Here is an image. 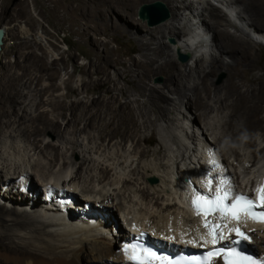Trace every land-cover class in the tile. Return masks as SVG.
Masks as SVG:
<instances>
[{
	"label": "bare ground",
	"instance_id": "1",
	"mask_svg": "<svg viewBox=\"0 0 264 264\" xmlns=\"http://www.w3.org/2000/svg\"><path fill=\"white\" fill-rule=\"evenodd\" d=\"M79 1L82 3L86 0ZM155 1L161 0H97L94 12L102 20L103 26L113 31L114 35L130 36L139 43V57H133L129 62L123 61L120 58H107L105 65L101 66L94 73L98 76L97 80L89 82L94 84V90L87 81L83 82V90L87 94L98 91L100 93L98 98L88 100L76 99L68 104L67 99L71 94L79 95V91L72 88V77H69L68 81L64 83L65 88L68 90V95H57V92L61 89V86L57 83L59 77L57 68L47 64L46 57L44 56L45 53L41 50L40 54H37V66L40 72H48L51 83L44 89H35L37 95L40 97V101L36 105V111H39L38 115L32 116L31 108L25 104L27 97H23L24 89H30L31 86H25L22 89H18L17 87L14 90L15 99L9 102L10 113L12 115H9L8 119L0 120V189L4 190L3 197H5V200L0 197V264H88L87 262L94 264H132L128 263V261H130V255L138 250L136 244L132 246L127 242L124 245L122 244V249L118 248L117 243L115 244V242L109 241L108 238L106 239L103 236L108 229L115 236L121 237L120 241L128 237L129 231L132 232V235L138 231H145L146 234L153 235H150V238L156 236L159 238L158 246L166 243V241H171V243L176 242L175 239L179 243L181 242L184 245L189 244L190 246L200 244L202 247H208L213 245L211 237L208 235L209 227L205 226L206 220L210 216L201 212L197 214V210L191 205V200L196 194L192 185H190L189 195L187 196L186 193L187 197L184 196L185 200H187L189 217H191L187 227L177 216L168 219L170 210L175 207V204L164 203L160 196H151L149 190L141 189L143 198L145 200L149 199L150 203L158 211L143 210L141 211L142 219L134 216L130 219L125 218L128 231L126 232L125 230L122 233L123 227L119 222H115L112 219L106 221V217H101L99 214H111L113 212L112 209L115 207L119 211L125 210L127 207L122 202L124 194H121L120 191L118 192V189H114V194H110L109 191L106 193L101 191L99 196L103 197L102 200H98L95 197L94 200L92 197L96 192L95 186L90 187V184L96 180V176L92 173L96 160L86 158L85 156L75 175L70 178L65 176V178L54 170L62 158L64 161L60 169L61 171L65 170L69 164H76L73 156L71 158H64L65 155H61L58 148H53L54 145L52 147H43L41 145L43 139H39V136L46 135L47 133L55 136L62 135V124L59 118L66 117L68 112L70 116L67 122V129L73 130L76 133L79 131V125L83 124L86 131L98 129L100 140L106 141L109 139L111 142L115 138H120L122 142L132 141L143 157L148 155L150 151L141 149L142 145H151L153 141L150 138L142 137L140 133L144 128H152L154 126L151 114L155 115L156 120L168 119L173 110V103L178 101L182 106L184 101L188 100L192 103L191 109L197 113V116L194 118L196 123V119L206 118L208 109H210L204 99H212L214 96L219 97L220 100V94L223 93L225 97L221 103H225V107L231 110L232 115L230 120L225 124V133H231L232 136L229 138V143L227 145L224 143V146L221 137L218 138L216 136L213 144L210 141L208 142L207 139L205 156H207L209 162L217 163L212 151L218 154L221 157L222 164L227 168V173L230 175L228 171L230 162L226 158L227 154L225 156L223 154V147L228 148L229 151L231 150V155L237 157L239 156V152L236 147L243 141L253 148L251 161L249 162H253V165L256 164L257 157L264 154V147L260 151H257L255 136L253 135L257 130L264 132V77L248 78V74L255 69L259 61V54L256 52L254 45L248 40L221 30L219 28L220 20L224 16L220 10L211 6L205 10L211 19L205 26L209 32L215 34L220 56L225 55L230 60L224 61L221 58L215 57L209 67H204L202 60H200L196 68L185 66L183 69L176 61L165 58L161 41L158 44L154 43V40L146 41L139 38L141 35L140 31L134 30V28H126L125 25V28H123L119 26L120 24H114L108 19L109 16L114 15V8L116 6L127 10L135 8L139 2ZM162 1H165L171 7L172 14L175 16L178 11L175 4L177 0ZM235 4H243L245 6L246 11L250 14V18L248 19H253L255 23L262 21L263 11H261V8L259 9L260 6H258L257 0H236ZM75 5L76 3L73 6L74 11L77 9ZM190 7L185 5V8L190 9ZM127 27H130V25H127ZM167 28L169 35L178 36L180 33L174 25L171 27L167 26ZM149 33L155 38L159 37L160 39L166 35L164 30L158 29H151ZM117 66L118 69H114ZM111 69L116 71L117 78H112ZM222 70L228 74L226 83L222 87H217L214 81L209 83L210 76ZM84 73L86 72L84 71ZM158 73L165 76V83L160 87L149 83L150 79ZM120 81L125 82V86L119 87ZM250 83L256 84L257 87H248L244 90L243 85ZM167 92L176 96L175 98H171V102L168 99ZM133 93L137 95L135 100H131V97L134 96ZM47 95L49 96L47 102L52 107V113H58L55 117H52L53 115L51 116L47 111H41L40 109L41 104L46 103L43 100V96ZM141 98H147V101L142 102ZM123 99L126 100L123 101ZM17 102L22 104L19 108L16 106ZM19 111H23L24 114H20ZM22 120L25 121L24 124H21ZM206 126L204 128L209 132L210 129ZM9 129H11V132H9ZM210 135L212 136L213 133ZM19 139L29 143L31 148L33 147L31 150L38 156V159H34L33 155L28 158L32 171L26 168L22 169L23 167L17 162L12 160L14 163H11L4 156L5 153H8L6 145H9L15 156L20 154L23 148L18 144ZM78 142V140L72 142L67 152L72 151V155L76 153L82 154V152L92 155V148L88 147L87 150L80 151L79 148L83 146ZM218 145H221V147L218 148ZM26 149L23 152L27 151ZM164 149V145L161 144V148L156 153L162 154ZM32 160L34 161V165L32 164ZM124 163L126 162L124 161L122 164ZM201 166L202 177L197 183L206 187L205 189H209L210 186L208 187V182H205L204 177L208 179L211 176L208 174L210 170L205 163ZM218 168L219 172L214 173L216 174L217 182H214V179L210 178L211 184L213 185L214 183L212 188L221 187L222 181H227V184L223 185L224 188L229 187L228 181L230 180H227L229 176H225L220 165ZM109 172L108 169L101 170L102 176L98 178V181L103 183L108 178ZM21 173L27 175V179L30 181L29 188L26 191L14 192V190L10 189L9 184ZM32 173L39 177L40 183L36 184L33 182ZM259 178L260 181L259 183L256 182L258 185L255 188L263 186L264 173ZM59 180L64 181L65 188L71 191V194L66 191L65 195L73 197V204L76 206L72 209L73 212L70 211V208L62 210L63 213L67 214V218L59 216L58 212L57 214H51L46 209H42L41 213L35 217L29 210H18L19 206H31L32 203L35 209L39 208L42 203V199L41 201L40 198L38 199V193L39 191L41 192L40 187L45 182ZM21 182L23 181L21 180ZM76 182L79 184L84 182L80 191L82 193H80L81 198L74 193L78 190L72 189L75 187ZM193 182L196 184L195 181ZM254 182V180H249L246 186L251 185L252 187ZM115 184L117 185L118 181ZM80 199L81 201H85L86 204H90L88 211L82 210L84 206L81 205ZM116 199L120 203L114 206V200ZM43 201L45 200L43 199ZM3 204L11 206V208ZM61 205L62 207L65 206L63 203ZM50 214L53 216L50 217ZM218 218L220 219V214ZM242 219L243 216H240V222L236 225L246 224V232H243L242 228L230 226L229 216L226 220L222 219V222H217V224L227 225V227L219 229V233L228 238V236L233 237L236 234L235 231H229V229H240L250 237V241L252 242L245 243L246 249H252L253 245L259 252L256 258L264 263V224L249 223L245 218ZM109 223L112 224V227L109 226ZM165 223L167 228L164 227ZM153 224L155 226H152ZM213 224L209 225L208 223L209 226H213ZM169 225L170 228L168 227ZM58 227L61 231L59 232V229L58 233L54 232L53 230L58 229ZM115 229L118 230L116 231ZM113 230H115L114 233ZM22 231H24L23 234ZM260 233H262L261 238L255 237ZM70 234H78L79 236L70 240L68 238ZM43 236L53 239L58 236L61 240L58 244H54ZM202 237L209 242L207 244L204 243V240L201 239ZM175 247V245L169 246V250H174ZM177 249H180V247H177ZM124 252L127 254L123 257ZM159 260L161 258L148 262L145 261L142 264H154ZM221 261V259L214 257L211 264H221Z\"/></svg>",
	"mask_w": 264,
	"mask_h": 264
},
{
	"label": "rangeland",
	"instance_id": "2",
	"mask_svg": "<svg viewBox=\"0 0 264 264\" xmlns=\"http://www.w3.org/2000/svg\"><path fill=\"white\" fill-rule=\"evenodd\" d=\"M235 1L177 0L175 4L178 11L174 16L171 7L161 0L159 2L168 10L169 17L155 25H150L146 18L140 16V8L151 2H139L135 8L127 10L116 6L114 15L109 16L108 19L114 24H120L119 26L123 28L126 26V28H134V30L140 31L141 35L139 38L146 41L154 40L156 44L161 41L165 58L176 61L183 69L185 66L196 68L200 60H202L204 67H209L215 57L224 61L230 60L225 55L220 56L215 34L209 32L205 26L207 22L211 21L205 10L211 6L215 7L224 16L220 20L219 28L250 41L259 54V61L255 69L248 74V78L264 77V0H257L258 6H260L259 9L261 8V11H263V18L260 23H255L253 19H248L250 14L246 11L245 6L243 4H235ZM74 3H76L75 7L77 8L75 11L73 10ZM96 3L97 0H86L82 3L79 0H0V26L5 27V35L0 51V120L8 119L9 115H12L9 102L14 101V90L17 87L22 89L25 86H31L30 89H24L23 97H27L25 104L31 108L32 116L38 115L39 111H36V105L40 101V97L35 89H44L51 83L48 72H40L37 66V54H40V50L45 53L47 64L57 68L56 70L59 74L57 83L61 86L57 95H68V90L65 88L64 83L68 81L69 77H72V88L78 90L79 95L71 94L67 99L68 104L76 99L88 100L99 97L100 93L98 91L87 94L83 90L82 85L84 81L89 83L97 80L98 76L94 73L105 65L108 57L120 58L126 62H129L133 57H139V43L137 40L130 36L114 35L113 31L106 29L102 20L94 12ZM185 5L191 6L190 9L185 8ZM230 11L234 15L230 16ZM127 25H130V27H127ZM173 25L180 31L178 36L168 34L167 26L171 27ZM151 29L164 30L166 35L161 37V39L159 37L155 38L149 33ZM127 30L129 31V29ZM187 54L188 56L184 58ZM115 68L118 69V66ZM114 69H111V76L112 78H117V73ZM227 79L228 74L222 70L210 76L209 83L214 81L217 87H222ZM149 83L158 87L163 86L165 76L158 73L150 79ZM89 84L94 90V84ZM123 86H125V82L120 81L119 87ZM248 87L256 88L257 85L252 83L243 85L244 90ZM133 95L131 100L137 98L136 93H133ZM167 95L170 102L171 98L176 97L168 92ZM48 97V95L43 96V100L46 103L41 104L40 109L55 117L58 113H52V107L47 102ZM224 97L223 93H221L220 100L219 97L214 96L212 99L205 98L204 101L209 105L210 109H208L207 117L196 119V123L194 118L197 113L191 109L192 103L188 100H185L182 106L178 101L173 103L172 108L174 111L172 110L168 119L156 120L155 115L151 114L154 126L152 128L146 127L140 133L142 137L150 138L153 141L151 145H142L141 149L150 151L148 155L143 157L132 141L122 142L120 138H115L111 142L109 139L106 141L100 140L98 129L86 131L83 124L79 125V131L76 133L67 129V122L70 116L68 112L66 117L59 118L62 124V135L55 136L47 133L39 136V139H43L41 143L43 147H52L54 145L53 148H58L61 155H65L64 158L73 156L76 164H69L65 170L61 171L64 161L62 158L54 170L64 177L70 178L74 176L85 156L96 160L92 173L96 176L97 181L95 180V182L90 184V187L95 186L96 192L92 197L93 199L95 197L98 200H102L103 197L99 196L101 191L103 193L109 191L110 194H114V189H118V192L120 191L121 194H124L122 202L127 207L125 210L119 211L115 207L112 209L113 212L111 214H99L101 217H106V221L112 219L115 222H119L123 227L122 233L125 230L126 232L128 231L125 218L130 219L133 216L141 218V211L143 210L158 211L150 203L149 199L145 200L143 198L141 189L149 190L151 196H160L164 203L175 204V207L170 210L168 219L177 216L187 227L191 217H189L187 200H185L184 196H186V193L187 196L189 195L191 186L188 181L185 182V178L196 183L199 182L202 177V164L209 163L211 165L209 170L212 174L219 172L218 166L220 165L225 176H229L227 180H231L234 186L240 187L241 185V188L245 190L251 187V185L246 186L249 180H254L255 186H257L260 181L259 176L264 173V154L258 156L256 164L253 165V162H249L251 161L253 148L243 141L236 147L239 152L237 157L231 155V150L229 151L228 148L223 147V154L224 156L227 154L226 158L230 162H228L230 175L227 173V168L222 164L221 157L218 154L212 151L217 163L209 162L207 156H205L207 139L208 142L210 141L213 144L216 136L218 138L221 137L224 146V143L226 145L229 143V138L232 136L231 133H225V124L232 115L231 110L225 107V103H221ZM125 100L123 99V101ZM141 100L146 102L147 98H141ZM16 104L17 108L22 105L20 102ZM190 111L191 113H189ZM19 113L24 114L23 111H19ZM21 122V124H24L25 121L22 120ZM205 125L210 129L209 132L205 130ZM8 126L10 125L8 124ZM9 132H11V129H9ZM212 133L213 135L211 136L210 134ZM253 135L255 136V147L257 151H260L264 147V132L257 130ZM77 140L83 146L79 150L84 151L88 147L92 148V155L84 152L72 155V151L67 152L71 147V143ZM18 144L23 148L18 156L13 154L9 145L5 146L6 150L8 149V153H5L4 156L11 163L17 162L23 167L22 169L26 168L32 171L28 158L33 155L34 159H38V156L34 154V151L31 150L33 147L31 148V145L26 141L19 139ZM161 144L164 145L165 149L162 154H158L156 151L161 148ZM220 147L221 145H218V148ZM25 149L27 151L23 152ZM124 161L126 163L122 164ZM32 164L34 165L33 160ZM103 169H108L110 172L107 176L108 178L103 183H100L98 178L102 176L101 170ZM32 178L34 183H40L39 177L33 173ZM14 181L15 179L9 184L10 189L14 190V192H21L13 184ZM117 181L118 184L116 185ZM82 183L84 184V182L80 184L76 182L75 187L72 188L79 191L74 193L80 198ZM30 188L32 189V187ZM3 193L4 190L0 189V197L5 200ZM68 193L71 194V191ZM43 196L42 190L41 192L39 191L38 199L40 198V201L42 199V203L44 202ZM77 199L79 200V198ZM116 200H114V206L120 203L118 199ZM32 205L19 206L18 210H29L35 217L41 213L42 209H40L41 206L35 209V206ZM81 205L88 207L90 204L81 201ZM7 207L11 208V206ZM70 211L73 212L72 208H70ZM53 213L57 214V212H51V214ZM51 214L50 217L53 216ZM59 216L67 218V214L63 212L59 213ZM212 216L206 220L209 225L213 224L214 220L216 221L217 219L216 216ZM218 220L220 219L218 218ZM111 225L109 223V226ZM241 225L237 226L241 228ZM243 225L246 226V224ZM152 226H155V224ZM166 226L165 223L164 227ZM168 227L170 228V225ZM59 229L58 227V229L56 228L53 231L58 233ZM115 230H113V233ZM23 233L24 231H22ZM104 234L103 236L106 239L108 238L109 241L117 243L116 245L118 246L121 237L115 236L109 229ZM78 236V234H70L68 238L72 240ZM43 237L54 244H58L61 240L58 236L54 239L47 236ZM255 237L261 238L262 233ZM250 243L252 242L250 241ZM250 251L259 255L253 245Z\"/></svg>",
	"mask_w": 264,
	"mask_h": 264
},
{
	"label": "snow or ice",
	"instance_id": "3",
	"mask_svg": "<svg viewBox=\"0 0 264 264\" xmlns=\"http://www.w3.org/2000/svg\"><path fill=\"white\" fill-rule=\"evenodd\" d=\"M225 184H227V181L221 182L222 186L215 189V195L213 197L198 196V200L193 201V205L196 207L197 214H200L202 209L205 215L219 213L220 218L224 220L231 216L232 219L239 221L240 216L244 215L252 217V219L256 222L264 223V212L254 211L257 205L252 198L243 195H237L232 199L231 204L227 203V201L230 199L231 189H225L223 187ZM210 185L211 181H209V186ZM257 196L260 200V206L264 207V186H261L257 189ZM205 226L209 227L208 235L211 237V243L213 245H216L218 241L226 239L225 236L217 232V229L227 227L226 224L209 226L206 223ZM229 231H235L236 236L239 237V239L233 241L234 244L240 245L242 242H250V237L244 234L240 229H229ZM201 239L204 240V243L206 244L209 242L203 237ZM221 255L224 258L225 264H258L257 260L253 259L249 255L242 254L240 251H237L236 248H230L228 251H225L224 248L209 251L204 261H196L195 264H210L211 258ZM144 256L148 260L160 259L156 257V254L153 252H145ZM131 258L137 261L141 260V257L135 252ZM162 264H170V262L166 261L165 259L162 261Z\"/></svg>",
	"mask_w": 264,
	"mask_h": 264
},
{
	"label": "water",
	"instance_id": "4",
	"mask_svg": "<svg viewBox=\"0 0 264 264\" xmlns=\"http://www.w3.org/2000/svg\"><path fill=\"white\" fill-rule=\"evenodd\" d=\"M140 16L142 18H146L150 25H155L167 19L169 17V12L161 2L155 1L143 5L140 8ZM4 35L5 27L0 26V51ZM187 56L188 54L184 56V58H186Z\"/></svg>",
	"mask_w": 264,
	"mask_h": 264
}]
</instances>
